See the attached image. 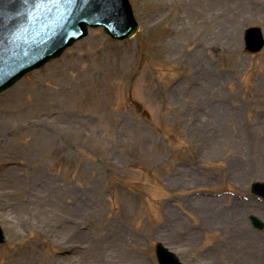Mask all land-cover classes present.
Segmentation results:
<instances>
[{
  "label": "rangeland",
  "instance_id": "374dc122",
  "mask_svg": "<svg viewBox=\"0 0 264 264\" xmlns=\"http://www.w3.org/2000/svg\"><path fill=\"white\" fill-rule=\"evenodd\" d=\"M129 1L132 38L90 29L0 93V264H71L36 223L58 214L94 216L75 227L84 264H157L156 242L183 264H264V45L243 41L264 38V0Z\"/></svg>",
  "mask_w": 264,
  "mask_h": 264
},
{
  "label": "water",
  "instance_id": "95a60500",
  "mask_svg": "<svg viewBox=\"0 0 264 264\" xmlns=\"http://www.w3.org/2000/svg\"><path fill=\"white\" fill-rule=\"evenodd\" d=\"M12 1L13 0H0V91L11 86L24 74L41 66L48 59L58 56L65 46L71 44L75 39L83 35L88 21H92L95 26H104L105 29L115 37H126L127 34H129H122L119 30L120 28L117 27L118 25L113 26L114 22L111 19L103 18L100 20L102 17L99 15V12L103 9L104 5L102 2L100 5H97L98 2L96 1V5L94 3L95 6L93 7L98 8L92 9L95 16L92 20V12H90L91 14H81L80 12H77L76 15L75 13H71V16H67L70 17L68 21H65L63 31H61V33L56 32L46 43H44L49 37V35H46L48 34L47 32H50L57 27L61 18L63 19V17L67 15V12H69V8H77L79 6L84 7L82 5L83 0H76L74 2H72V0H39V3L41 4V9L38 8L39 11L42 10L47 17H49L51 12H53L51 14H57V17L52 15V17L46 19L44 25L48 31L41 26L38 30L39 33L37 34L39 37L35 36L36 34L29 36V33L31 32L30 28L36 27L39 23L36 17H29V27L27 30L24 29L26 25H22V27H18L15 24L12 25L21 33V36L10 26L9 22L10 18L13 16L12 11L14 9ZM32 1L33 0H27V4L31 6ZM116 3L117 7L121 8V10H124V8H127L128 6L126 5V0H117ZM88 5L89 4L87 3L84 9H86ZM19 6H21L20 2ZM128 12L130 13V9ZM74 18L75 28L72 33L69 26H72ZM69 34L71 35L68 36ZM245 44L248 52H256L261 48L262 38L257 29H250L246 32ZM156 252L160 264H177L172 255L168 254L160 244L157 245Z\"/></svg>",
  "mask_w": 264,
  "mask_h": 264
},
{
  "label": "bare ground",
  "instance_id": "6f19581e",
  "mask_svg": "<svg viewBox=\"0 0 264 264\" xmlns=\"http://www.w3.org/2000/svg\"><path fill=\"white\" fill-rule=\"evenodd\" d=\"M97 5H100V3L102 2V0H98L97 1ZM90 3V2H88ZM109 3V1L107 0L104 4ZM96 5V4H95ZM94 4H89L88 7H86V9H84V12H81V8L77 7V8H73V11L75 12V14H77V12H80L81 14L85 13V14H91L90 12H92L93 8H98V7H93L95 6ZM93 14V12H92ZM94 14L91 16V18H94ZM75 18L73 21L72 26H69L70 30L74 31L75 28ZM71 34H69L68 36H70ZM23 188V184L21 185ZM26 191L30 190L29 189V185H26ZM39 189V199L38 202H41V200L43 201H51L53 198L51 197L50 193H47V189H49V191H54L53 187H46L44 186V189L42 188V184H40V187H38ZM26 203V201H25ZM30 203V202H29ZM72 207L75 209H80V210H86V206L85 205H81L79 203H73ZM20 209H24L23 211H26V220L24 222L28 223L32 218L29 217V213L31 212L32 209L29 210V204L26 205L25 207L22 206L20 207ZM57 215V214H56ZM36 219L38 224H46L49 227V231L46 232L47 235L51 236L54 240L55 243L53 244L55 247L59 248L62 252H66V256H65V260L68 259L69 263L71 264H76L77 262L79 264H84L83 262H79L80 259H83V257H80L82 254L87 253L89 249H91V245L88 242H85L84 245H76V242L74 240V237L77 235V230L75 229V227H77V229L79 231H81V229L88 223L91 222L94 223L95 222V218L94 216L91 215V217H89L87 220H85L83 217H78V216H70V217H63L61 215H57L56 217H51V216H43V215H36ZM53 216V215H52ZM59 223L61 224H70V227L68 228V232H72L73 234L70 236V234L65 233L66 235H69V237H65L67 238L66 241L63 242H58L57 238H56V228L58 227ZM53 225V226H52ZM86 236V234H83ZM64 240V238H63ZM75 241V242H74ZM80 254V256H79ZM28 264H33V261L31 259V261L28 262ZM54 264H57V262H54ZM59 264V263H58Z\"/></svg>",
  "mask_w": 264,
  "mask_h": 264
}]
</instances>
